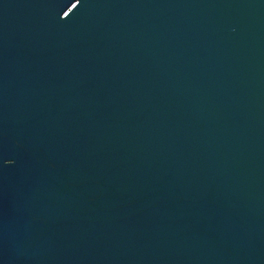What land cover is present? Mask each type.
<instances>
[{
	"label": "water",
	"instance_id": "water-1",
	"mask_svg": "<svg viewBox=\"0 0 264 264\" xmlns=\"http://www.w3.org/2000/svg\"><path fill=\"white\" fill-rule=\"evenodd\" d=\"M0 264H264V0H0Z\"/></svg>",
	"mask_w": 264,
	"mask_h": 264
}]
</instances>
